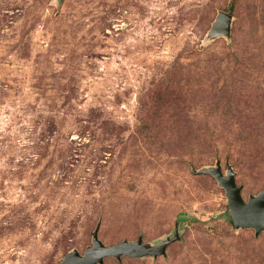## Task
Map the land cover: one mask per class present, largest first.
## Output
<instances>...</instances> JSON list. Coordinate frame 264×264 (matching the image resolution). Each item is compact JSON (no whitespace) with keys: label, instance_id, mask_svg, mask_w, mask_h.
Segmentation results:
<instances>
[{"label":"rangeland","instance_id":"obj_1","mask_svg":"<svg viewBox=\"0 0 264 264\" xmlns=\"http://www.w3.org/2000/svg\"><path fill=\"white\" fill-rule=\"evenodd\" d=\"M217 162L264 190V0H0V264H264Z\"/></svg>","mask_w":264,"mask_h":264},{"label":"water","instance_id":"obj_2","mask_svg":"<svg viewBox=\"0 0 264 264\" xmlns=\"http://www.w3.org/2000/svg\"><path fill=\"white\" fill-rule=\"evenodd\" d=\"M232 15L221 11L213 24V32L216 35L225 34L230 31ZM199 173L213 175L227 192L230 214L236 227L254 228L256 234L264 230V190L258 195H252L245 201L242 196V186L237 185L235 171L228 165L227 174L222 170V165L217 162L216 167L204 168ZM178 238V233L174 239ZM171 242L165 241L157 247L144 244L141 239L137 241H123L115 245L106 246L98 238L97 232L94 235V244L89 247L84 255L77 252L68 254L61 264H98L106 257L121 258L123 255L133 256L142 254L159 255Z\"/></svg>","mask_w":264,"mask_h":264}]
</instances>
